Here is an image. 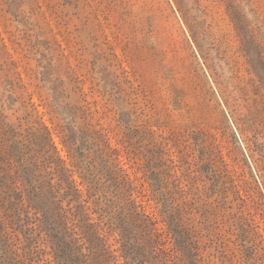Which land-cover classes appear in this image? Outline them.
Masks as SVG:
<instances>
[{
  "label": "rangeland",
  "instance_id": "1",
  "mask_svg": "<svg viewBox=\"0 0 264 264\" xmlns=\"http://www.w3.org/2000/svg\"><path fill=\"white\" fill-rule=\"evenodd\" d=\"M38 130L114 254L132 200L157 221L167 264H264V0H0L1 155L27 190ZM28 199L20 249L0 260L61 264L70 233ZM83 241L101 263L102 241Z\"/></svg>",
  "mask_w": 264,
  "mask_h": 264
},
{
  "label": "trees",
  "instance_id": "2",
  "mask_svg": "<svg viewBox=\"0 0 264 264\" xmlns=\"http://www.w3.org/2000/svg\"><path fill=\"white\" fill-rule=\"evenodd\" d=\"M33 135H37V137L42 139V141L37 144L39 149L36 159L39 160L40 163L34 164V170L39 168V170L43 172L39 171L35 174L33 179L34 184H32V188L27 186L28 190L26 187H22V183H20V175L17 173L16 169H14L11 154L7 153V156L1 155L6 152L0 147V160L5 162L3 169L6 171L5 176L1 179L3 181H0L1 250L4 251L5 248H8L11 254H15L14 250L11 249L12 246H16V249H20L17 242L19 238L15 233V227L13 225L16 224L15 220H21L20 206H23L25 203H27L26 210L24 211L26 212V215L23 219L25 220L24 224H29L26 219H29L28 214L31 207L28 196L31 195L32 197L41 196L43 207L45 208L46 213L51 217L52 229H55V231L62 229L63 233H66L67 235L68 232L71 235V238L64 243V246L67 249V252L65 253L66 257L64 258L62 253H60L61 255L59 254L56 256L59 258V263L97 264L91 261V257H89L88 254L83 252V249L88 250V247L84 245L85 242L83 240L89 241L90 237H95L98 241H102V247L100 248L99 253L101 263L99 264H118V256L124 260V264H143L145 261H151L148 252L145 250V246L150 247V251L155 253V255L151 257L154 260V264H167L165 262L168 256H170V253L160 246L164 243V241H162L163 232H159V229L156 226L157 221L153 220L144 211L137 210L139 205H136L135 201L132 200H129L127 203L131 215L124 221V226L120 225L122 242L120 247L121 252L119 255L114 254L112 244L107 243L108 240L104 238L105 235L100 226L103 219L102 214L99 213V217H97L98 222L93 221V218L90 215L93 212L97 213L99 208L97 207V210L95 209L92 212H89L90 206L87 205L89 201H83L82 199L81 201H83V203L79 202L78 204L71 205L74 201H80L82 196V190L79 189L76 181L72 178L73 173L68 174L64 178L56 179L58 163L56 162L57 158L55 156L53 145L51 144L49 132L38 130L33 133ZM54 169L55 171H53ZM45 175H48L49 179L46 185H44L42 180L47 178ZM120 183L124 185L126 182L123 179ZM28 184L30 185V183ZM85 186V191L88 194V197H92L93 195L90 191V184L87 182ZM128 199H130V197H128ZM94 203L96 204V201H94ZM74 207H79V209L73 210ZM81 218L87 220V222H83L84 224L93 227L92 231L85 233L86 231L83 229L81 232H77V227L80 226L78 223L82 222ZM162 221L167 224L168 229L174 235L175 228L170 220L167 221L164 218ZM34 226L35 225L29 226L32 232L40 227V225ZM40 234L41 230L37 234L38 237H40ZM166 235H168V233ZM12 237H14L13 243L9 240ZM1 244L3 246L5 245V247H2ZM17 255L18 254L16 253V256ZM0 257L3 256L0 255ZM0 261L8 262L7 264H21V259H16L14 255L5 256Z\"/></svg>",
  "mask_w": 264,
  "mask_h": 264
}]
</instances>
